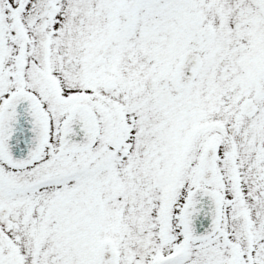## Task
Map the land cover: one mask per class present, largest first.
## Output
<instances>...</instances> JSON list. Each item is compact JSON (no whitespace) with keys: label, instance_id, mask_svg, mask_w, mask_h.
Wrapping results in <instances>:
<instances>
[{"label":"snow or ice","instance_id":"6c2138e0","mask_svg":"<svg viewBox=\"0 0 264 264\" xmlns=\"http://www.w3.org/2000/svg\"><path fill=\"white\" fill-rule=\"evenodd\" d=\"M0 264H264V0H0Z\"/></svg>","mask_w":264,"mask_h":264}]
</instances>
